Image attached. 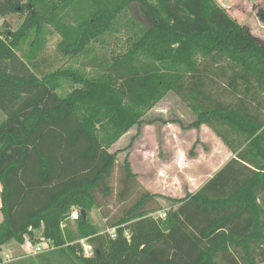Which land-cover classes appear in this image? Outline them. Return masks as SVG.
Returning <instances> with one entry per match:
<instances>
[{
  "label": "trees",
  "instance_id": "obj_1",
  "mask_svg": "<svg viewBox=\"0 0 264 264\" xmlns=\"http://www.w3.org/2000/svg\"><path fill=\"white\" fill-rule=\"evenodd\" d=\"M133 6L142 20L107 60L99 50L129 27ZM17 13L26 17L13 32ZM0 20V264H264V47L216 0H0ZM46 25L61 36L58 52L84 57L95 76L41 71ZM169 93L192 111L190 128L208 127L238 159L173 200L165 219L152 216L149 192L129 202L139 182L125 159L123 208L101 232L83 212L114 194L110 150ZM73 209L75 229L63 230ZM41 229L54 250L4 261L5 245Z\"/></svg>",
  "mask_w": 264,
  "mask_h": 264
},
{
  "label": "rangeland",
  "instance_id": "obj_2",
  "mask_svg": "<svg viewBox=\"0 0 264 264\" xmlns=\"http://www.w3.org/2000/svg\"><path fill=\"white\" fill-rule=\"evenodd\" d=\"M216 1L231 18L245 27L259 45L264 47V0ZM25 17L26 13H17L7 18L10 30L17 31L22 26ZM124 19L123 23L126 20L130 22L129 27L124 28L122 33L111 39V44L106 51L98 49L100 54H107V60L127 51V40L136 31L135 21L142 20L141 12L137 6H133ZM43 33L41 59L45 60V63L41 65V71L47 73L63 67L85 70L82 68L84 57L70 59L58 52L57 46L61 41V36L53 27L46 25ZM32 40H35L34 34L30 36L29 42ZM25 49L28 50V46ZM84 72L90 76L96 74L95 71L90 70ZM73 88L72 83L64 81L60 94L67 95ZM3 119L4 115L0 111V123ZM143 120L140 127H134L110 150L113 154L117 153V167L111 180L114 194L110 199L100 201L102 209L94 208L87 213V218L101 232L108 229L107 224L118 217L123 208V203L118 201L117 194L120 186L118 184L120 167L125 159L130 161L139 182L138 192L135 190L129 202L135 200L139 193L149 192L155 195L156 198L148 205L150 209L156 210L152 214L155 218L177 208L173 200H181L189 194H196L224 162L223 143L218 141L214 133L204 125L198 129L189 127L196 118L190 108L175 93H169L163 101L144 116ZM215 154L219 155L215 158ZM216 159L218 163L213 168ZM73 210L70 219L62 224L63 230L75 229L74 220L79 217L80 210ZM105 214L108 217H105ZM0 216L3 217L2 214ZM42 232L43 229L27 234L25 244L11 241L3 249L1 256L14 258L15 261L34 258L36 248L46 243ZM33 239L38 241L33 243ZM86 244L82 242V246ZM4 261L7 262L6 259Z\"/></svg>",
  "mask_w": 264,
  "mask_h": 264
},
{
  "label": "crops",
  "instance_id": "obj_3",
  "mask_svg": "<svg viewBox=\"0 0 264 264\" xmlns=\"http://www.w3.org/2000/svg\"><path fill=\"white\" fill-rule=\"evenodd\" d=\"M215 135V134H214ZM216 139L218 141H220L221 143H223L216 135H215ZM223 150L222 152L224 153V155L222 156L223 157V164L218 168L216 169L214 175L212 177H210L209 181L216 175L218 174L223 168H225L230 162H232L233 160H237V154L238 153H234L233 151L230 150L229 147H227L224 143H223ZM219 154H215V158L218 156ZM218 161L217 159L215 160V164L213 165V168L217 166V163L216 162ZM246 164V163H245ZM251 169H253L252 167H250ZM1 214V213H0ZM3 221V217L0 216V224L2 223ZM6 247V245L3 247V249ZM3 259H6L7 262L6 263H9V262H14L15 259L14 258H9L8 256H4Z\"/></svg>",
  "mask_w": 264,
  "mask_h": 264
},
{
  "label": "built area",
  "instance_id": "obj_4",
  "mask_svg": "<svg viewBox=\"0 0 264 264\" xmlns=\"http://www.w3.org/2000/svg\"><path fill=\"white\" fill-rule=\"evenodd\" d=\"M160 217L162 219H165L166 218V214H161ZM109 233L111 234L112 238L116 237L115 230H110ZM128 238H129V236H128ZM83 249H84L85 257L90 258V257L93 256V250H92V247L89 244L83 245ZM52 250H54L53 245L51 244V242L46 241V243L44 245L38 246L36 248V255L37 254H41V253H45V252H49V251H52Z\"/></svg>",
  "mask_w": 264,
  "mask_h": 264
},
{
  "label": "water",
  "instance_id": "obj_5",
  "mask_svg": "<svg viewBox=\"0 0 264 264\" xmlns=\"http://www.w3.org/2000/svg\"><path fill=\"white\" fill-rule=\"evenodd\" d=\"M83 215H84V219H86V218H87V212L84 211V212H83Z\"/></svg>",
  "mask_w": 264,
  "mask_h": 264
}]
</instances>
